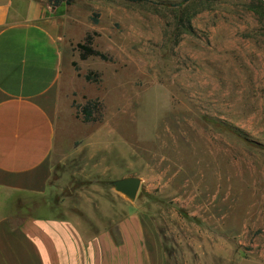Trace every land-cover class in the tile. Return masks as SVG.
<instances>
[{"label": "rangeland", "instance_id": "1", "mask_svg": "<svg viewBox=\"0 0 264 264\" xmlns=\"http://www.w3.org/2000/svg\"><path fill=\"white\" fill-rule=\"evenodd\" d=\"M35 1L68 38L35 210L117 237L137 212L159 264H264V0ZM89 35L108 60L81 58ZM90 99L102 118L86 123ZM126 177L141 179L135 201L113 187Z\"/></svg>", "mask_w": 264, "mask_h": 264}, {"label": "crops", "instance_id": "2", "mask_svg": "<svg viewBox=\"0 0 264 264\" xmlns=\"http://www.w3.org/2000/svg\"><path fill=\"white\" fill-rule=\"evenodd\" d=\"M67 47L40 3L0 0V264H159L137 212L117 224V237L30 204L53 177Z\"/></svg>", "mask_w": 264, "mask_h": 264}, {"label": "trees", "instance_id": "3", "mask_svg": "<svg viewBox=\"0 0 264 264\" xmlns=\"http://www.w3.org/2000/svg\"><path fill=\"white\" fill-rule=\"evenodd\" d=\"M48 1L51 5H53V7H60L64 4L70 6L75 2V0H48ZM126 1L137 2V1H147V0H126ZM185 2L189 3L190 0H185ZM94 21L97 23L98 20L96 17L94 18ZM92 43H93V38L92 36L89 35L84 44L77 45L81 53V58L87 59L91 56H94V57H100L103 60H108V57L105 54L101 53L100 51L92 47ZM85 79L88 82L98 83L99 75L91 73L86 75ZM100 111H101V105L98 100L90 99L87 100V102L84 105L77 107L78 115L81 116L83 121L86 123L101 120L102 117Z\"/></svg>", "mask_w": 264, "mask_h": 264}, {"label": "water", "instance_id": "4", "mask_svg": "<svg viewBox=\"0 0 264 264\" xmlns=\"http://www.w3.org/2000/svg\"><path fill=\"white\" fill-rule=\"evenodd\" d=\"M114 189L127 197L131 201H135L141 186V179L137 177H126L116 180L113 183Z\"/></svg>", "mask_w": 264, "mask_h": 264}]
</instances>
